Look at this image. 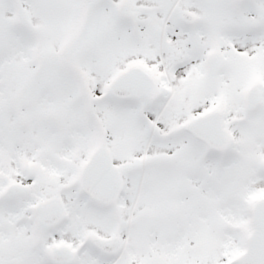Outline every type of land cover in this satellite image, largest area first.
<instances>
[{"label": "snow or ice", "instance_id": "1", "mask_svg": "<svg viewBox=\"0 0 264 264\" xmlns=\"http://www.w3.org/2000/svg\"><path fill=\"white\" fill-rule=\"evenodd\" d=\"M0 264H264V0H0Z\"/></svg>", "mask_w": 264, "mask_h": 264}]
</instances>
